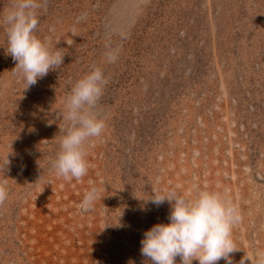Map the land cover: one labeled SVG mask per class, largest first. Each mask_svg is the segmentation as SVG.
Listing matches in <instances>:
<instances>
[{
    "label": "rangeland",
    "instance_id": "374dc122",
    "mask_svg": "<svg viewBox=\"0 0 264 264\" xmlns=\"http://www.w3.org/2000/svg\"><path fill=\"white\" fill-rule=\"evenodd\" d=\"M38 20L65 55L27 89L0 27V264H147L143 233L170 205L143 199L200 190L239 209L232 264H264V0H44ZM93 67L108 79L105 128L86 147L87 174L65 180L49 164L57 114Z\"/></svg>",
    "mask_w": 264,
    "mask_h": 264
},
{
    "label": "clouds",
    "instance_id": "9594fccd",
    "mask_svg": "<svg viewBox=\"0 0 264 264\" xmlns=\"http://www.w3.org/2000/svg\"><path fill=\"white\" fill-rule=\"evenodd\" d=\"M43 7L44 0H11L8 7L0 8V27L5 29L7 39L5 50L16 62L14 70L19 71L25 89L63 65V50H53L50 38L36 35L38 12ZM105 56L111 63L117 53L109 50ZM107 83L104 71L93 67L71 84L64 107L58 110L64 126H59L58 151L49 164L65 180H80L88 172L86 147L94 138L101 137L105 128V120L99 115V101ZM8 155L0 160V169H7ZM7 196L6 185L0 184V203ZM98 198V190L91 188L85 193L80 209L92 210ZM143 200L157 207L165 202L170 205L167 222H157L143 233L140 252L147 264H177L176 257H180V264H193L194 260L198 264H218L222 259L232 264L231 254L239 250L233 242L232 229L240 214L226 196L209 190H200L194 197L175 191L167 194L153 191ZM112 226L123 225L119 221ZM240 264H244V258Z\"/></svg>",
    "mask_w": 264,
    "mask_h": 264
}]
</instances>
